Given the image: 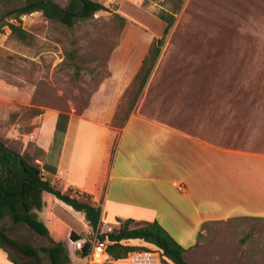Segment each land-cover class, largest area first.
I'll use <instances>...</instances> for the list:
<instances>
[{
    "label": "crops",
    "instance_id": "obj_1",
    "mask_svg": "<svg viewBox=\"0 0 264 264\" xmlns=\"http://www.w3.org/2000/svg\"><path fill=\"white\" fill-rule=\"evenodd\" d=\"M160 21L162 32L156 37L124 32L109 63L110 77L84 110L37 113L29 134L35 139H28L21 150L6 143L1 131L0 140L21 155L33 143L39 152L36 163L52 186L88 195L101 207V232L119 228V220H133L135 226L158 222L187 250L191 264H260L259 251L256 257L245 254L255 240L238 234L247 226L232 222L264 223V151L223 143L222 129L210 127L207 113H178L168 124L160 114L134 110L122 127L114 124L152 42L163 36L165 23ZM142 28L147 34L148 28ZM10 137L16 138L13 133ZM53 214L69 228V236L93 233L85 215L60 200ZM66 217L79 219L82 230L68 224ZM12 228L25 229L14 224ZM203 240L221 244L203 247ZM123 244L145 250L117 261L107 253L105 262L94 263L82 257L70 239L66 243L70 264H162V252L155 245L139 239ZM0 264H14L1 246Z\"/></svg>",
    "mask_w": 264,
    "mask_h": 264
},
{
    "label": "rangeland",
    "instance_id": "obj_2",
    "mask_svg": "<svg viewBox=\"0 0 264 264\" xmlns=\"http://www.w3.org/2000/svg\"><path fill=\"white\" fill-rule=\"evenodd\" d=\"M56 1L62 6L68 2ZM97 1L110 11L72 30L34 12L17 22L30 34L27 42L13 36L8 26L0 31V131L15 149L21 150L29 139L38 112L84 110L110 77L109 63L124 32L156 37L163 26L157 14L174 7L169 0ZM23 2L0 0V16ZM116 13L127 19L124 26ZM142 27L148 28L147 34ZM137 93L138 86L131 85L116 126L134 110L160 114L168 124L175 122L178 113H207L210 127L222 129L223 143L264 151V0H183L149 80ZM10 133L17 139L8 138ZM35 150L30 143L28 152ZM77 220L66 217L68 224L81 231ZM232 223L247 226L238 234L255 242L245 254L256 257L259 251L264 264V223L248 219ZM12 225L8 218L3 222L19 242L51 246L48 238L30 234L27 226L13 231ZM202 244L219 248L221 243L203 240ZM10 253L25 260L18 252L10 249ZM42 258L43 264H51L45 254Z\"/></svg>",
    "mask_w": 264,
    "mask_h": 264
},
{
    "label": "trees",
    "instance_id": "obj_3",
    "mask_svg": "<svg viewBox=\"0 0 264 264\" xmlns=\"http://www.w3.org/2000/svg\"><path fill=\"white\" fill-rule=\"evenodd\" d=\"M169 1H174L173 10H163L157 14L165 23L163 36L154 39L139 73L131 80V85L138 86L137 96L145 88L182 8L183 0ZM109 11L105 4L97 0H68L65 6L56 0H24L19 8L0 16V31L8 26L13 36L27 42L30 34L20 24L8 23L6 19L18 22L25 15L41 12L48 21L72 30L80 23L93 19L98 13ZM115 18L120 20L122 26L127 22L118 13ZM122 126L123 123L119 125ZM38 154V150H35L34 154L26 152L21 155L0 140V246L14 264H43L42 254L49 258L51 264H70L67 240L76 242L84 239V236L75 232L69 236V228L53 214L56 200L83 213L93 233H97L102 224V209L88 195L64 193L52 186L36 163ZM6 218L14 225L27 226L38 236L50 238L53 245L37 248L13 239L2 226ZM118 222L119 228L98 235L100 241L108 242L107 253L114 260L127 259L131 253L144 251L143 247L123 244L124 241L139 239L155 245L162 252V264H191L185 258L187 250L158 222L142 226H135L133 220ZM10 249L21 254L25 260L14 257ZM91 249L92 243L86 241L80 255L87 257Z\"/></svg>",
    "mask_w": 264,
    "mask_h": 264
},
{
    "label": "built area",
    "instance_id": "obj_4",
    "mask_svg": "<svg viewBox=\"0 0 264 264\" xmlns=\"http://www.w3.org/2000/svg\"><path fill=\"white\" fill-rule=\"evenodd\" d=\"M11 23H17V21L12 20ZM29 139L32 141L35 139V137L33 135H30ZM42 174L44 176L43 171H42ZM112 231H113L112 228L105 227L104 232H101V226H100L99 231L97 233H92L88 235L87 238L73 242V246L76 251H82L86 241H89L90 243H92V249L88 256L91 258V260L94 263H103L105 262V256L107 255L108 242L100 241L98 238V235L100 233H111Z\"/></svg>",
    "mask_w": 264,
    "mask_h": 264
}]
</instances>
